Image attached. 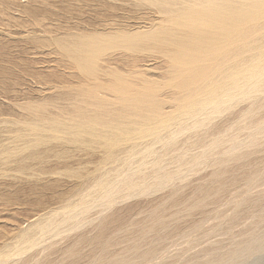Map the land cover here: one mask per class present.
<instances>
[{
	"label": "bare ground",
	"instance_id": "6f19581e",
	"mask_svg": "<svg viewBox=\"0 0 264 264\" xmlns=\"http://www.w3.org/2000/svg\"><path fill=\"white\" fill-rule=\"evenodd\" d=\"M106 1L112 3L124 0ZM131 2L135 6L144 2L148 8L156 9L157 13H155L159 16L158 23H155V18L152 21L150 19V22L148 19L147 23H144L147 27L141 25L144 30L137 24L139 27L136 26L137 28L132 30L117 28L115 25L107 27L110 25L107 21L108 25L105 24V28L97 27L100 30L92 28V31L89 32V28H87L88 32L86 33V31L82 32L84 31L82 29L79 31L75 29L76 31L73 30V32L76 33L67 32L62 36L59 35L60 37L57 35L56 39L47 40L43 39L42 35H47L51 31L43 27L45 25L42 24L43 18L42 20L40 17L39 19L33 18L35 21L29 34L32 36V40L29 39V41L37 47L50 46L51 44L58 47L71 63L70 67L79 71L83 83H80L78 89L72 88L69 93L63 94V99L68 103L58 108L59 112L57 111V113L54 108L52 111L56 114H52L51 110L47 112V107L43 104L22 103L20 109L24 110L25 115L29 116L28 120L32 121L28 123L27 132L19 127L22 124L20 120L13 123L17 127L12 131L13 140L20 142L21 145L14 147L7 146V144L2 145L0 165L9 164L10 161H13L11 159L20 162L39 160L42 157L41 153L29 154L27 151L36 149L41 144L50 141H60L63 144L76 146L102 144L107 149L103 160L114 163L119 162L121 155L125 153L120 154L121 152L115 151L121 146H126L127 151L128 149L130 151L129 155L126 153L124 156L127 155V160L130 159L128 160L129 166L127 169L125 168L124 172H118L115 177L112 176V179H109V176V180L100 178L94 183L93 181L86 183L79 192L73 193L74 196L71 195V198L64 201L60 211H50L51 213L41 216L44 217V221L40 219L36 220L37 223L28 221V227L34 222L36 223L35 231H32L34 227L30 230H26L28 229L26 228L25 231L20 228L18 232L20 233L18 234L20 242L23 241L22 238L26 237L28 240L24 238V241H27L29 245L28 248L26 242V248H38L39 250L32 257V261L29 260L30 263L27 262V264H57L59 262L57 260H55L56 263L53 260L50 261L53 257L51 252L55 240L77 230L83 231L75 242L69 245L70 247L63 248V260L58 264H80L79 262L83 258L86 259V264H154V261L163 254L165 257L157 264H166V260L169 258V246L178 239L193 237L199 241L204 236L216 232L224 222L227 226L222 225V228L227 227L226 229L230 230L235 224L245 220L247 221L245 226L249 225L247 227L249 231H251L250 226L253 227V222L257 221L259 224L264 222V193L259 192L258 195L260 193L261 195L252 197V191L257 185L264 183V160L260 159L262 160L260 162L256 161L257 159L254 160L255 158L251 160L252 156L260 153L259 151L264 147V114L261 116L262 121L257 113L263 108L259 107L261 104L259 102L258 105V101L264 97V0H131ZM108 5L110 6V3ZM122 5L124 4L122 3ZM141 5H138V8L142 9ZM115 6L118 7L117 4L113 5V7ZM20 7L22 6L20 5ZM20 7L17 8L20 9ZM108 8L110 9V7ZM138 8L136 7V9ZM35 16L41 15L36 14ZM43 17H47V15ZM68 31L72 32L70 29ZM121 47L127 49L128 52L125 55L128 58L133 57V54L140 50L162 53L166 64L163 77L166 83L163 85L153 84L146 74L134 69L130 71L128 77L113 70L110 61L115 56L116 50ZM110 51L113 53L106 56ZM135 60L134 58L132 61L136 63ZM10 69L13 70V68ZM21 75L13 74L6 69L0 70V77L13 78V86H17L16 94L20 93L25 85V82H20ZM73 77L71 78L73 79ZM0 82L2 85V80ZM2 89L0 90V99L10 102L12 89L6 90V86ZM108 94H112L114 99H108ZM243 102L249 105L247 104L248 108L245 109V114L241 113L242 117L238 115V118H241L236 120V126L235 123L233 124L236 128L233 129L232 123L228 122L231 125L225 126L231 127L228 128L231 131L225 132L229 133L226 137L223 134L224 136L209 139L207 147L202 146V142L204 145L206 140L201 139L202 152L196 153L192 149L194 154L187 152L188 154L184 153V155L178 156L180 158H177L181 160L178 162L180 167L176 170V175H170L171 170H165L162 161L160 163L159 158L156 156L157 159L153 155L154 153L159 154L157 149H154L156 152L153 150V148H157V144L171 147L173 154L175 150L173 151L172 147L180 145V136L183 132L189 128L199 131L215 116L230 111L237 104ZM168 105L180 111L177 117L166 118L165 110ZM18 106L20 107V105ZM8 111L12 113L11 106ZM255 116H258L260 120L258 118L256 121ZM246 120L251 122H248V128L245 126ZM8 122L7 119H4L2 123ZM235 129L236 132H245L244 129H247L248 134L245 133L247 137L241 139L239 135V137L235 135L236 132L233 134ZM224 144L228 147L226 148ZM220 147L224 150L222 151ZM139 148L143 151L138 152ZM179 148L177 149L179 150ZM196 148L197 146L194 145V149ZM26 153L28 154L26 155ZM139 156H143L146 160L141 159L142 162L140 160L137 166L133 161L140 159L136 158ZM150 157L153 160L148 161ZM162 157H160L161 160H163ZM171 158L174 162L173 156ZM240 160H243L244 165H242L241 173L236 175L232 164ZM19 161L17 163H20ZM132 163L135 166H132ZM148 164L154 165L155 170H152V173H150L151 171L148 173L149 167H151ZM167 164H169V160ZM206 164L218 168L217 171L215 169V174L212 173L213 181L210 186H208L209 183H206V188L202 185V188H198L199 190H194L196 193L192 196L191 201L185 203V208L182 210V206L180 213H174L176 217L172 216L166 219V211L156 208L155 205L156 210L151 209L152 214L148 215L149 222L146 221L148 224L144 226H138L140 223L137 224L122 214L127 221L132 220V223L128 222L131 223L130 225L133 222L134 227L137 225L136 228H132L133 226L130 228L129 225L124 227L126 220L125 223L122 222V226L123 219L119 218L120 214L116 212L118 216H113V214L112 217H109L111 215L108 213L117 204L133 197L153 196V194L174 185L176 180L185 179L191 172ZM146 167L147 172L145 171ZM117 170L119 171V169ZM239 179L247 181L245 196L242 198L238 192L232 189ZM169 198H166L165 205L169 202ZM173 202L175 200L172 201V206ZM208 204L215 206V219L222 218L223 223L216 224L212 228L207 227L206 230H204L207 224L205 219L199 223H186L192 210L202 209ZM231 207L234 210H230L232 212L228 213L227 210L232 209ZM94 210L98 212L91 216ZM182 220L186 223L184 226L179 224ZM96 222L94 232L92 231L95 233L94 236L88 235L89 232L86 229ZM259 224L256 225L259 226ZM255 226L252 230L256 229ZM111 228L114 230H110ZM260 229L263 230L264 227L262 226ZM109 230L112 233L110 232L111 234L107 237ZM248 230L246 233L249 232ZM255 231L257 233L261 230ZM30 233L32 234L30 235ZM35 233L37 235L33 237L32 235ZM259 233V236L254 234L258 237L256 238L249 232V236L245 234V238L238 241H233V237L231 239L229 237L231 242L225 248H220L219 243L218 246L214 243L212 244L215 246L209 244L210 246L200 249L195 254L194 264H223V262H238L236 260L241 261L244 257L248 258L254 251L264 247V230ZM81 245L90 246L92 250L86 252L83 250L85 247L79 249ZM118 247H122L119 252ZM28 249H24V246L16 247L10 254L1 250L0 264H9L16 258L21 260ZM7 251L9 252V250ZM188 252L189 248L187 247L183 248L180 254L186 257ZM50 254L52 257L48 258L51 256ZM44 260L45 262H43Z\"/></svg>",
	"mask_w": 264,
	"mask_h": 264
},
{
	"label": "rangeland",
	"instance_id": "374dc122",
	"mask_svg": "<svg viewBox=\"0 0 264 264\" xmlns=\"http://www.w3.org/2000/svg\"><path fill=\"white\" fill-rule=\"evenodd\" d=\"M33 1L10 0V2L12 3L11 4L9 0H0V54H1L0 59L3 60V62H1L0 60L1 62L0 68L6 69L8 71L10 70L11 73L13 74L14 73L22 74L21 76L23 78L22 77L20 78L21 80L20 82L22 83L25 82L24 87L23 86H22L23 88L21 87L22 91L16 94L15 90L17 86L15 87L13 86L14 84L12 82L13 78H10L9 76L8 77L5 76L4 78L0 77V80H2V85L0 84L1 87L0 90H3L2 88H5V86H6V90L11 88L12 93L10 95L13 99V100L11 99L10 101L11 103L0 99V149L6 144L7 146L10 147L21 145L20 142H16L15 140H13L14 134L12 133V131L15 130L16 127L13 123L16 122L17 120L18 121L20 120L22 124L19 125V127L22 128L23 131H25L26 129L28 130V123L32 121L31 119L28 120L29 116L25 115L26 112L20 109L23 104L36 102L37 104L45 105L47 107V112H49V110L52 111L55 108L54 111L57 113L58 108L63 107L65 106L66 103H68L63 99V94L69 93L72 88L78 89L80 83L81 84L83 83V78L80 76L79 71L70 67L71 63L66 57H64L63 52L58 47L52 44L50 46L48 45L49 47L48 46L37 47L36 45L32 44L31 41H29V39L32 40L31 38L32 36L29 34L31 33V30L33 28V22L35 21V19H33L34 17L36 19L37 18L39 19L40 17L41 20L43 18L44 21H42L43 22L42 24L46 25V26L44 25L43 27L48 28L51 31V33L49 34L46 33L47 35L45 34L42 35L43 39L46 38L47 40L51 38H52L51 40L56 39L57 35L58 37H60L66 34L67 32L76 33L73 32V30L79 31L80 29H82L84 31L82 30L81 31L82 32L86 31V33L88 31L89 32L92 31V28L100 30L101 28L102 29L105 28V24L111 25L107 27H114L115 25V27L117 28L119 27L127 28V29L130 28L133 30V28L135 29L137 25H139L142 28L143 26L147 27V25L144 23H147L148 19L150 22V19L152 21L155 18L156 19V20L154 19L155 23H158L157 19L159 18V16L156 15L157 13L156 9L154 8L150 9V7L148 8L144 2H143L144 4L140 2L138 5L142 4L144 7L146 6L148 9L146 7L145 9H143L144 7L142 5H141L142 9L140 7L138 8V5L135 6L134 4H131L132 3L131 0H129V2L128 0H124L122 2L114 1L115 4L114 2H112L113 3L112 4L111 1H106V0H98V1L97 0H77V1L76 0H33ZM109 3L110 6L108 5ZM122 3L125 6L122 5ZM116 4L118 5V7L117 6L113 7V5ZM129 4L133 6V8H131ZM20 5L22 7H20ZM17 7H20V9L22 8L21 9L22 11ZM108 7H110V9ZM136 7L138 9H136ZM31 9L33 11H30ZM36 10L39 11L40 13L39 12L37 13ZM43 11L45 12L43 13ZM46 12H48V14H46ZM36 14L38 15L40 14L41 16H35ZM44 14L47 15V17H43L45 16ZM45 18L48 19L45 20ZM97 27L100 29H98ZM87 28H89L88 31L86 30ZM69 29L72 30V32L68 31ZM127 52L128 51L125 47H121L116 50V52L114 53L115 56L110 61L113 70L119 71V73H121L124 77H128L130 71L134 69L135 71H139V72L141 71L144 74H146V76L149 77L151 81H153V84L163 85L164 83H166V81L163 79L164 73L166 71V64L164 62L162 53L158 51L151 52L146 50H140L138 53H134L133 57L128 58L125 55ZM111 53L113 52L111 51L107 52L106 56H108ZM134 58L136 59L135 60L136 63L132 61ZM3 65L6 66L3 67ZM11 65L14 66L12 67ZM8 66L10 68H13V70H11ZM73 76L76 78H74ZM71 77H73V79ZM4 80L6 84L4 83ZM262 98H261L262 101L261 99L260 101H258V105L260 102L261 105H259V107L264 108L263 106L264 97ZM108 99H114L112 94H108ZM247 104L248 103H244V102L239 103L235 107H233L232 110L223 112L222 114L215 116L205 127H203V129L199 131H195L193 128H189L187 131L183 132L182 135L180 134L181 135V136L179 135L181 137L180 139L181 141L179 142L180 145L178 144L179 146L172 147L173 151L175 150L173 154L174 153L176 154L174 155L172 154L171 147H167L163 144H157L156 145L157 148H153V150L157 149L156 151L159 152V154L156 153L157 154L156 155L154 153L156 151L154 150L153 155L159 158L160 163L162 161V164L166 168L165 170L168 171L171 170L170 175H176L175 174L177 173L176 170H178L180 167L178 162H180L181 160L178 159L180 158L178 156H180L181 154L184 155V153L194 154V151L196 153H200L203 151V147H207L209 145V143L207 144V141L209 142V139L224 135H225L224 137H226L229 133L227 134L225 132H227V130L228 131L230 130L228 128H231L232 126L233 129L236 128L235 126L237 121L242 117L241 113L245 114V109L248 108ZM18 105H20V107ZM10 106L12 113L11 111H8L10 109ZM263 108L261 109L262 111L260 110L261 112L259 111L260 113L257 112L260 118L262 119V121L264 118ZM165 111L167 112L165 116L168 119H173L177 117V115H179L180 113L178 109L176 108L174 109L169 105L167 106ZM55 112L52 111L51 113L56 114ZM238 115L241 117L238 118ZM262 115L263 118L261 117ZM258 118H259L258 116H255L256 121H258ZM4 119H7V122L8 121L9 122L2 123ZM228 122L232 123V125L228 124ZM246 122L247 120L245 121V123ZM248 122L247 124H245L246 127L248 125ZM225 125H229V126L231 125V127ZM215 127L216 128L218 127L219 129L217 128L216 130ZM246 130L244 129L245 132H241V131L236 132L235 129L233 130V134L236 132L235 135L237 136L239 135L241 139L242 138L245 139V137H247L246 134H248V131ZM201 139L206 140L204 145ZM198 140L200 144H198L199 143ZM201 142L203 147L201 146ZM45 143L41 144L42 146L40 145V147L36 149L33 148L27 151L29 154L38 153V152L41 153L42 157L39 160H23L24 161L23 164V161L20 162L19 160L11 159L13 161L12 162L10 161L9 164L0 165V251L5 250L4 252L10 254V252L13 253L12 250L13 248L15 249L16 247L22 248L24 246V249H28L29 248L28 242L26 241L27 242L26 243L24 241V238L25 240L28 239L24 237L22 238L23 241L20 242L21 241L20 237L18 238V234H20L18 233L20 231V228L25 231L26 228H28L26 230H30L32 227H34V229L32 228V231H35L37 226L34 225L37 223V221H39L38 219L44 221V217L41 216L51 213L50 211L52 212H54L55 210L60 211V208L62 207L64 201H66V199H69V197L71 198L72 196H74L73 193L75 194L77 191L79 192V190H81V188H83L86 183L88 182L92 183V181L94 183L98 181L100 178H104V179L107 178L106 180L112 179L113 177L116 176V174H118V172H124L129 166L128 160L130 158L127 160L128 158L127 155H129L128 152L130 150L128 149L127 151L126 146L123 147L121 146V148L115 151L119 153L121 152L120 154L124 152L125 153L121 155L122 157H120L119 162L117 161L114 163L113 161L109 162L108 160H103L105 154L107 153V149H105L104 146H102V144L76 146L72 144H63L60 141H54V142L50 141ZM194 145L195 147L197 146L198 148V149L196 148L197 150L194 149ZM198 145L201 147H199ZM226 145L229 144L226 143ZM226 145L224 144V146L227 148L228 146ZM222 147H220V149H222L223 151L224 149ZM177 148H179V150ZM140 150L143 151L141 148L137 149L138 152H141ZM219 151L217 150V152ZM259 152L260 153L258 154H254L251 160H253L254 158H255L254 160L257 159L256 161L258 162L262 161L260 159L264 160V147L261 148ZM28 153H26V155ZM126 153L127 155L124 156ZM158 155L160 157L161 156L163 157L165 156V157L164 158L162 157L163 160H161V158ZM172 156L174 158V162L172 161L171 158ZM155 157L153 156V158ZM136 158H140V159L134 158L136 161L133 159L134 164H136L137 166L138 163H140L141 159L146 160V158L144 159L143 156H139ZM153 158L151 157L148 158V161L150 159L153 160ZM168 160L171 166L167 164ZM18 161L21 164L17 163ZM134 164L132 163V166ZM232 165H233L234 173L236 172L235 174L238 175L241 173L242 165H244V163L243 160H240L234 162ZM232 165L230 166L232 167ZM148 166H151L149 167L150 170L148 171L146 167L145 171L146 172L148 171V173L151 171L150 173H152L155 170L154 165L148 164ZM117 169H119V171ZM215 169L217 171L218 168H216V166L213 167L212 165H207V164L203 165L198 169L194 170L193 172H191V174L188 175L185 179L176 180L174 182V185L157 192L155 195L153 194V196L150 195L149 197L148 196L133 197L125 202L117 204L108 213V215H111L109 217H112L113 214H114L113 216H118V214L116 213H119L121 217L120 216L118 217L123 219V221H121V225L123 224L122 222L126 220V218H124V216H126L127 219L128 218L132 219L137 224L140 223L138 226L141 225L144 226L148 224L146 221L149 222L148 218H150L149 216L152 214L151 209L156 210V208H162V210L164 212L166 211L165 213L168 215L167 216L165 214L166 219L172 216L176 217L174 213L176 212L177 214L180 213L182 206H183L182 210L183 208H185L184 207L185 203L187 204L189 200L191 201V199L193 198L192 196H194V194L196 193V191L194 190H199L200 189L199 187H201L202 185L203 187L206 188L207 187V185H205L206 183H209L208 186H210V183L214 179L212 173L215 174ZM173 170L175 172H172ZM246 188H247V181H245L244 179H239L237 180V183L233 186L232 189L238 192V195H240V197L242 198L245 196ZM173 190L175 191L177 190L178 192L176 191L174 193L172 192ZM262 191H264V183L257 185V187L252 191V197H256V195L259 196L261 195V193L263 194L264 192ZM259 192L261 193L258 195ZM170 194L173 195L171 196ZM165 197L167 199L170 197L169 202L166 205L164 204L166 201ZM173 200H175V202H173L174 205L172 206ZM182 203L184 204L182 205ZM154 205L156 208L154 207ZM213 206L212 204H208L205 207H202V209L200 208L197 210H192L189 216L187 217L188 220L186 221V219H184V221H186V223L188 222L199 223L203 221V219H205L207 220V224L204 227V230H206L207 227L212 228V226L215 227L214 225L216 224L223 223L224 221H222V218L215 219L216 208L215 206L214 207ZM167 207H169L168 208L169 210L167 209ZM231 208L232 209L227 210L229 211L228 213L232 212L230 210H234L233 207ZM97 212H98L97 210H94L93 213H91V216L97 214ZM161 213L163 214V212ZM163 217H165L164 214ZM146 218L147 220H145ZM132 220L130 221L126 220L125 221L126 224H124V227L125 225H127L126 227H128L129 225V227L131 228L134 225V222L132 225H130L132 223L131 222ZM28 221H35L36 223L34 222V224L30 225L29 228L28 227L29 224L27 225ZM182 221H180L179 224L184 226L186 223ZM255 222H253L254 224L251 223L253 224V227L250 226L251 231H249L247 228L249 225L247 227L245 226V224L247 223V221L245 220L238 224H235L230 230L226 229L227 227L222 228V225L224 226L226 224L224 222L222 225L220 224L221 226L217 228L218 230L216 232L204 236L199 241H196L193 237L178 239L174 244L169 246V253H168L169 258L166 260V264H194V259L196 257L195 254L200 249H204L205 247L210 246L212 243H214L217 246L220 244V248L221 247L225 248L231 242L229 240V237L230 239L231 237H233L234 239V240L232 239L233 241L235 240L238 241L240 239L242 240L243 237L245 238V234L249 236L248 234L249 232L250 235H253L255 237L256 235L254 234L258 235L260 234L259 232L264 230V229L263 230L260 229L262 226L264 227V222L261 224L257 222L259 226L256 225L257 223ZM96 224L97 222L93 226H90L88 227V229H86V231L89 232L88 235L91 234L92 236H94L95 233H93L94 232L93 229L94 226H96ZM135 226L137 227V225ZM244 226L249 231L248 233H246L247 230L244 229L245 228ZM254 226L256 228L255 230H261V231L256 233L254 229L252 230ZM136 227L133 226L132 228H136ZM110 230H114V229L111 228ZM110 230L108 232L109 234L106 235L107 237L112 233V231ZM82 231L77 230L63 237L57 238L55 240V245L53 246L51 252L53 254V257L52 254H50L51 256L48 257V258L52 257L50 261L53 260V262L56 263L55 260L59 262L63 260L62 251L66 249V247H70L69 245H72L73 242H75V240L78 238V236L81 234ZM31 234L32 233H30V235ZM36 235L37 234L35 233L32 236L35 237ZM256 238L258 237L256 236ZM25 243L27 244L28 248H26ZM214 244H212V246ZM14 245H16V247H13ZM78 246L80 247V245ZM84 247L85 249H83ZM89 247L90 246L87 245H81V248L79 249H83L86 252H89L90 250H92V248L90 247L91 248L90 249ZM187 247L189 248V252L187 256L184 257L180 254V252L183 248H187ZM119 249L121 250L122 247H118V252ZM7 250H9V252ZM38 251H39L38 248L28 249V251H26L22 256L21 260L20 258L19 260L18 258H16L9 264H22V263L25 264V262L27 264V262H29V260H31L32 257L35 256ZM257 251H254L255 254L253 253L252 256L249 255L248 258L247 257L242 258L244 260L242 259L241 261L236 260L238 262L234 261L235 263L233 261L227 263L223 262V264H228V263L229 264L230 263L231 264L232 263L233 264H264V247L263 249L262 248L257 249ZM163 257H165V254L161 255L158 260H155L154 264L159 263V260H162ZM83 260L81 259L79 263L86 264L87 263L86 259L83 258ZM17 261L20 262L18 263ZM43 262H45V260ZM59 262H57V264Z\"/></svg>",
	"mask_w": 264,
	"mask_h": 264
}]
</instances>
